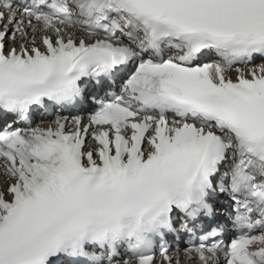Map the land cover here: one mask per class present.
I'll use <instances>...</instances> for the list:
<instances>
[{"label": "snow or ice", "instance_id": "obj_1", "mask_svg": "<svg viewBox=\"0 0 264 264\" xmlns=\"http://www.w3.org/2000/svg\"><path fill=\"white\" fill-rule=\"evenodd\" d=\"M257 57L264 0H0V264H171L197 233L200 264H264V64L225 74Z\"/></svg>", "mask_w": 264, "mask_h": 264}]
</instances>
